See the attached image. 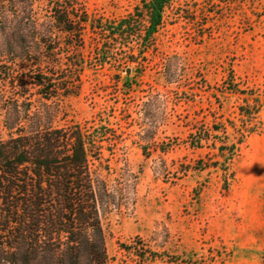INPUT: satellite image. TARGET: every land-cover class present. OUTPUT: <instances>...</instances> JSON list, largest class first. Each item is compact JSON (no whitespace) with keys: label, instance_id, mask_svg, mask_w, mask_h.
<instances>
[{"label":"rangeland","instance_id":"obj_1","mask_svg":"<svg viewBox=\"0 0 264 264\" xmlns=\"http://www.w3.org/2000/svg\"><path fill=\"white\" fill-rule=\"evenodd\" d=\"M139 1L76 3L91 19H112L131 12ZM29 10L56 48L42 59L51 64L47 73L56 80L68 75L75 89L70 96L43 100L27 85L25 100H18L19 110H29L20 115L21 124L87 130L100 118L113 131L101 158L90 161L108 264H139L121 247L137 240L178 260L148 264H264V0L218 6L180 0L165 11L154 46L137 64H127L129 71L119 68L131 54L125 49L99 64L97 39L88 28L82 48L66 47L51 23L49 0H0V106H11L21 92L18 78L29 74L28 57L19 46L31 58L42 56L31 32L23 30L21 18ZM78 58L83 61L80 73L66 67ZM229 70L252 96L224 91ZM253 98L259 106L256 131L230 164L228 189H222L218 172L193 174L194 162L215 151L207 143L190 149L187 135L200 125L237 124L238 106ZM3 117L0 108V124ZM10 245L9 238L0 236V264H12Z\"/></svg>","mask_w":264,"mask_h":264},{"label":"trees","instance_id":"obj_2","mask_svg":"<svg viewBox=\"0 0 264 264\" xmlns=\"http://www.w3.org/2000/svg\"><path fill=\"white\" fill-rule=\"evenodd\" d=\"M201 1L218 6L229 4L231 0ZM178 2L180 0H140L131 12L112 19L89 18L79 12L76 0H49L48 12L54 28L65 37L66 47L82 48L83 33L88 28L97 39L95 56L99 64H105L112 53L125 49L131 54L121 61L119 68L129 71L127 64H137L154 46L165 11ZM21 20L23 30L31 32L32 43L39 46L43 57L31 58L29 51L19 46L28 57L29 74H21L17 80V89L21 90L15 94L17 101H11V106H0L4 112L0 124V236L12 242L8 247L12 250V264H108L90 161L101 158L104 144L109 142L113 131L100 118L87 130L78 125L52 129L21 124L20 115L29 110H19L18 100H25L27 85L43 100L70 96L75 89L68 75L56 80L51 78L53 73L51 76L47 73L46 68L51 64L42 59H47L46 55L56 49L50 46L51 35L44 32L31 10ZM70 66L80 73L82 58L66 65ZM75 81L78 82L79 77L76 76ZM13 84L10 82L11 88ZM223 89L229 94L252 96L251 92L239 88L231 70ZM258 113L256 98L253 102L244 100L238 106L237 124L215 123L209 128L200 125L190 132L186 137L190 149H201L207 143L215 151L213 157L196 160L190 168L192 173L218 172L222 189L227 190L233 179L230 164L239 146L256 131ZM227 126L233 131L234 140L229 137ZM192 193L198 199L197 187ZM121 247L134 255L139 264L163 258L172 263L178 261L153 252L139 240Z\"/></svg>","mask_w":264,"mask_h":264}]
</instances>
